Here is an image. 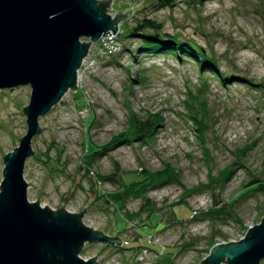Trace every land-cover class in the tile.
<instances>
[{"label":"rangeland","instance_id":"374dc122","mask_svg":"<svg viewBox=\"0 0 264 264\" xmlns=\"http://www.w3.org/2000/svg\"><path fill=\"white\" fill-rule=\"evenodd\" d=\"M159 1L112 0L111 11L129 13L118 40L93 44L78 90L40 118L35 155L26 165L30 202L71 213L86 209L87 226L123 239V247H84L81 257L98 255L99 264H201L213 244L240 241L264 217V191L249 187L264 179L262 88L238 81L226 89L203 63L159 50V44L147 51L140 36L131 33L138 22L154 19L164 33L214 56L219 72L264 84V0H175L162 7ZM31 96L29 86L0 90V186L4 156L28 132L23 108ZM190 106L213 120L206 136L211 160L195 135ZM134 114L160 115L163 124L151 139H133ZM96 150L102 154L89 173L88 155ZM167 167L178 178L150 189L145 199L102 204L118 184L101 177L119 178L122 170L137 179V173ZM226 168L233 169L230 178L209 188L212 175ZM101 192L105 197L98 196ZM216 200L222 206L216 207Z\"/></svg>","mask_w":264,"mask_h":264},{"label":"water","instance_id":"95a60500","mask_svg":"<svg viewBox=\"0 0 264 264\" xmlns=\"http://www.w3.org/2000/svg\"><path fill=\"white\" fill-rule=\"evenodd\" d=\"M112 0H0V90L29 86L23 108L28 132L20 146L4 156L0 186V264H98L85 260L87 244L123 247L83 222L86 209L71 213L29 201L25 170L35 155L33 140L48 115L71 91L91 47L120 33L129 13L111 11ZM115 13L116 16H113ZM88 39L89 41H84ZM264 217L240 241L215 245L201 264H262Z\"/></svg>","mask_w":264,"mask_h":264},{"label":"trees","instance_id":"16d2710c","mask_svg":"<svg viewBox=\"0 0 264 264\" xmlns=\"http://www.w3.org/2000/svg\"><path fill=\"white\" fill-rule=\"evenodd\" d=\"M194 1H205V0H194ZM175 0H160L159 5L162 6H173ZM164 26L162 23L157 22L151 18H145L142 21L138 22L137 26L131 32L140 36V38L144 42L143 49L147 51H154L149 45L156 46V44L160 45L159 50L164 51H176L181 52L183 54L188 55L190 58H193L196 62L203 63L205 70H209L215 74L218 78L219 82L223 84V86L228 89L231 88V85L237 84V82L241 81L243 83H247L250 87H260L264 92V84H257L253 79H249L244 76H239L234 74H228L225 72H219L218 69L220 68L218 60L212 55L207 54V52L195 45L194 43L182 41L176 36L169 35L164 33ZM241 79H235V78ZM243 78V79H242ZM189 111L191 113V121L195 125V135L197 138L200 139L201 144L203 146L204 152L208 159H210V150L207 147L206 143V136L207 132L212 129V119L210 118V114L204 110V112L199 111L194 106L189 107ZM132 124L129 130V134L131 138L138 139V140H146L151 139L155 136L156 130L163 124V118L160 115H148L142 116L140 114H134L132 116ZM247 150V148H246ZM102 152L99 150L94 151L92 154L88 155V165H89V173H94L93 169L95 168V164L98 161L99 155ZM243 155V154H242ZM240 156V160L244 156ZM211 160V159H210ZM231 167V166H230ZM161 172H150L144 171L145 173H137L140 174L137 179H132L129 176H126L122 170H118V177L115 178L114 176H105L101 177L103 182L106 183H114L118 184L117 190L114 193H111V198L106 200H102V204H126L127 201L131 198H141L145 199L152 188H156L160 184H166L168 181L172 180L173 178L176 179L177 172L170 167H167ZM233 174V169L226 168L225 170L221 171L217 177L212 175L211 182L207 185L209 188H212L214 185H222L225 181H227L230 176ZM118 179V180H117ZM121 179V181H120ZM100 181V180H99ZM120 181V182H119ZM257 187L260 190L264 191V179H255L249 186ZM99 191L101 189L98 187ZM198 189L195 191V193ZM194 193V194H195ZM191 194V197L194 196ZM100 198L105 197L104 193H100L98 195ZM148 210H153L155 207L154 204L147 205ZM222 206L221 203H218L216 200V207ZM223 210V209H222ZM216 244H213L211 249Z\"/></svg>","mask_w":264,"mask_h":264},{"label":"built area","instance_id":"2783aa9c","mask_svg":"<svg viewBox=\"0 0 264 264\" xmlns=\"http://www.w3.org/2000/svg\"><path fill=\"white\" fill-rule=\"evenodd\" d=\"M118 35H110V36H107V37L103 38L100 42L103 41V44L105 46H107V45H109V43H112V42H115L116 40H118Z\"/></svg>","mask_w":264,"mask_h":264},{"label":"bare ground","instance_id":"6f19581e","mask_svg":"<svg viewBox=\"0 0 264 264\" xmlns=\"http://www.w3.org/2000/svg\"><path fill=\"white\" fill-rule=\"evenodd\" d=\"M98 262V261H97ZM98 264H99V262H98Z\"/></svg>","mask_w":264,"mask_h":264}]
</instances>
